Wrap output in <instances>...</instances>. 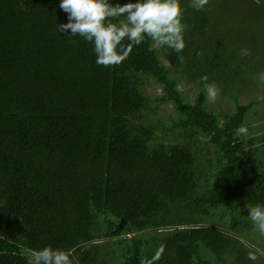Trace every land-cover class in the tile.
<instances>
[{"label": "trees", "instance_id": "obj_1", "mask_svg": "<svg viewBox=\"0 0 264 264\" xmlns=\"http://www.w3.org/2000/svg\"><path fill=\"white\" fill-rule=\"evenodd\" d=\"M60 3L0 0V264L44 247L72 264H144L161 248L156 264H264L237 235L257 242L248 209L264 207V134L237 132L264 103L239 100L256 78L264 92V0H179L181 53L146 38L111 67L57 30ZM205 75L233 108L206 102ZM194 81L190 101L180 85ZM153 103L171 124L150 121Z\"/></svg>", "mask_w": 264, "mask_h": 264}, {"label": "clouds", "instance_id": "obj_2", "mask_svg": "<svg viewBox=\"0 0 264 264\" xmlns=\"http://www.w3.org/2000/svg\"><path fill=\"white\" fill-rule=\"evenodd\" d=\"M208 4L209 0H191L190 6L202 11ZM59 7L68 14V23L59 24L57 30L65 33L70 30V36H80L93 43L98 66H119L132 52L133 46L140 45L146 38L177 54L185 48L184 32L188 26L182 22L179 0H136L122 5H112L109 0H61ZM250 54L249 49L241 51L242 56ZM178 59L183 57L178 55ZM198 82L203 85L206 102H216L218 86L209 83L206 75ZM246 131L244 127L237 129L239 134ZM248 217L254 230L264 236V207L249 208ZM162 251L161 248L144 264H156ZM247 259L255 262L256 252L249 251ZM28 264H72V261L65 251L44 247L34 252Z\"/></svg>", "mask_w": 264, "mask_h": 264}, {"label": "rangeland", "instance_id": "obj_3", "mask_svg": "<svg viewBox=\"0 0 264 264\" xmlns=\"http://www.w3.org/2000/svg\"><path fill=\"white\" fill-rule=\"evenodd\" d=\"M159 47V46H158ZM163 58V57H162ZM165 60V59H164ZM166 65L168 66H174V64L169 61L165 60L164 61ZM181 89L183 92L187 95L188 100L192 101L196 94L198 93V88H197V82H183L180 85ZM146 92L151 96L155 97L159 95L162 91V88L159 87L153 80L150 81V85L147 86ZM262 84L259 82V79L256 78L255 82H250L245 86V90L241 93L239 100L241 103L248 102L254 98H257L259 100H264V92ZM219 97V96H218ZM212 108L215 109L218 112H225L233 108L232 101L229 98H225L224 96H221L217 98L216 102L210 103ZM152 110L155 109V104L151 105ZM157 111V115H151L150 116V121L155 122L158 118H161L162 122L165 124H171L172 121L176 118V114L174 113V110L171 105H162L159 106V108L155 109V112ZM247 123L246 125V133L240 134L241 136H247L249 134H255L256 136H262L264 134V103L260 106H257L251 114L247 118ZM163 128V127H161ZM158 131V133L162 131V129ZM203 188V187H202ZM258 232V231H257ZM259 233V232H258ZM242 241L247 246V250L252 251L251 248H256V250L260 253H264V236L260 235V233L256 236L255 240L258 242H254L250 236L248 235H240L237 234ZM260 243V244H259ZM33 255V254H32ZM211 259L213 262H215L216 257H208ZM230 259H233L234 257H229ZM228 264H232V262H228Z\"/></svg>", "mask_w": 264, "mask_h": 264}]
</instances>
